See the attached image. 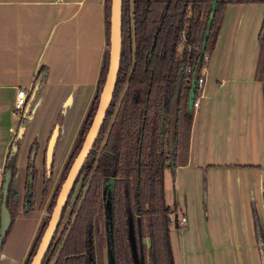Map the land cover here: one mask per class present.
<instances>
[{"label": "crops", "instance_id": "1", "mask_svg": "<svg viewBox=\"0 0 264 264\" xmlns=\"http://www.w3.org/2000/svg\"><path fill=\"white\" fill-rule=\"evenodd\" d=\"M230 1V0H229ZM201 68L191 108L186 161L163 171V199L174 207L168 237L172 264H264V105L255 75L264 0H231ZM103 0H0V168L39 67L45 75L19 140L12 188L16 203L0 264H22L45 217L43 156L58 118L52 173L65 161L94 91L105 45ZM36 143L33 206L25 207V167Z\"/></svg>", "mask_w": 264, "mask_h": 264}, {"label": "trees", "instance_id": "2", "mask_svg": "<svg viewBox=\"0 0 264 264\" xmlns=\"http://www.w3.org/2000/svg\"><path fill=\"white\" fill-rule=\"evenodd\" d=\"M227 2L236 1L121 0L120 52L111 99L40 264H107V250L113 264H172L168 217L175 208L163 199V171L167 169L173 177L174 168L186 161L194 80L205 61L204 55L208 56L213 48ZM109 4L110 0H103L106 48L101 54L94 91L48 196L47 216L90 123L104 80ZM181 35L183 46L177 49ZM258 42L262 49L264 15ZM44 75L45 68L41 66L27 92L18 127L25 126ZM255 75L262 81L264 105V71L259 73L256 66ZM58 122L57 118V127ZM19 140L15 132L3 162V169L10 168L4 200L9 220L0 248L14 212L10 207L16 203L11 180ZM53 147L47 166L43 156L41 200L52 177ZM35 150L36 143L32 141L25 167L23 211L33 206ZM106 201L109 213L105 210ZM67 207L69 213L65 214ZM47 216L39 223L22 264H28ZM260 254L264 263L263 253Z\"/></svg>", "mask_w": 264, "mask_h": 264}, {"label": "water", "instance_id": "3", "mask_svg": "<svg viewBox=\"0 0 264 264\" xmlns=\"http://www.w3.org/2000/svg\"><path fill=\"white\" fill-rule=\"evenodd\" d=\"M120 8L121 0H110L108 16V62L104 80L98 94L96 107L91 117L90 123L84 133L79 149L72 158L63 177V180L60 183L50 213L48 214L45 226L42 230L36 248L28 264H40L42 258L44 257V254L48 249L49 243L59 223L61 210L65 205L66 199L73 187V184L84 162V159L98 135L99 128L104 117L105 109L111 99L120 52ZM23 128L24 127L21 126L17 128L16 136L18 138L22 137ZM56 134L57 126L53 125L51 133L47 139L44 152L45 166H47L49 163L50 154ZM12 149H14V146H12ZM9 175L10 168L5 167L2 173V182L0 188V238L3 235V232L7 227L9 220V214L4 204ZM105 210L107 213H109L108 201L105 202ZM173 222L175 223V219L173 220ZM107 264H113L112 255L108 250Z\"/></svg>", "mask_w": 264, "mask_h": 264}, {"label": "built area", "instance_id": "4", "mask_svg": "<svg viewBox=\"0 0 264 264\" xmlns=\"http://www.w3.org/2000/svg\"><path fill=\"white\" fill-rule=\"evenodd\" d=\"M183 46V36L181 35L179 37V40L176 43L177 49H180ZM207 56L204 55V60H206ZM203 66V65H202ZM200 67L198 71V75L196 76V79L194 80V91L193 95L191 98V107L195 109L198 106L200 95H201V90H202V85H203V75L201 73V68ZM185 71H188V67L185 69ZM26 99V93L23 88H17L14 92V97H13V106L15 108H22L24 102ZM2 173L3 170L0 168V188H1V182H2ZM169 220H174L175 219V224H183L185 221V218L183 216H179L178 219L176 215L170 214L169 215Z\"/></svg>", "mask_w": 264, "mask_h": 264}, {"label": "rangeland", "instance_id": "5", "mask_svg": "<svg viewBox=\"0 0 264 264\" xmlns=\"http://www.w3.org/2000/svg\"><path fill=\"white\" fill-rule=\"evenodd\" d=\"M257 69H258V71H259V73H261V71H262V73H263V71H264V47L262 48V49H260V52H259V57H258V63H257ZM72 144H73V142H72ZM72 144H71V146H72ZM71 146H70V148H71ZM70 150V149H69ZM69 153V152H68ZM61 167H62V165H61ZM61 167H60V169L59 170H55V171H53V173H52V177H51V180H50V182H49V185H48V190H47V194H46V196L42 199V200H44V208H45V205H46V202H47V199H48V196H49V194H50V192H51V190H52V188H53V186H54V184H55V181H56V179H57V176L59 175V173H60V170H61ZM76 189V188H75ZM73 197H74V193H73V195H72V197H71V201H73ZM41 199V198H40ZM45 212V217L47 216V212H46V210L44 211ZM67 213H69V208L67 207L66 208V210H65V214H67ZM48 217V216H47ZM65 217V216H64ZM62 218L63 220L65 219V218Z\"/></svg>", "mask_w": 264, "mask_h": 264}, {"label": "flooded vegetation", "instance_id": "6", "mask_svg": "<svg viewBox=\"0 0 264 264\" xmlns=\"http://www.w3.org/2000/svg\"><path fill=\"white\" fill-rule=\"evenodd\" d=\"M106 256H107V251H106Z\"/></svg>", "mask_w": 264, "mask_h": 264}]
</instances>
